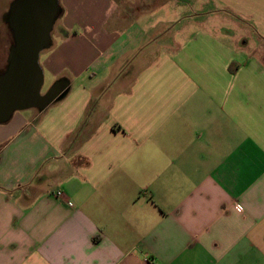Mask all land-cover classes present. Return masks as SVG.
I'll return each instance as SVG.
<instances>
[{"label": "crops", "instance_id": "obj_1", "mask_svg": "<svg viewBox=\"0 0 264 264\" xmlns=\"http://www.w3.org/2000/svg\"><path fill=\"white\" fill-rule=\"evenodd\" d=\"M58 2L65 94L0 123V264H264V0Z\"/></svg>", "mask_w": 264, "mask_h": 264}, {"label": "water", "instance_id": "obj_2", "mask_svg": "<svg viewBox=\"0 0 264 264\" xmlns=\"http://www.w3.org/2000/svg\"><path fill=\"white\" fill-rule=\"evenodd\" d=\"M60 14L58 0H13L5 16L14 42L6 68L0 72V123L16 111L46 109L65 94L63 80L42 93V51L52 45V30Z\"/></svg>", "mask_w": 264, "mask_h": 264}, {"label": "rangeland", "instance_id": "obj_3", "mask_svg": "<svg viewBox=\"0 0 264 264\" xmlns=\"http://www.w3.org/2000/svg\"><path fill=\"white\" fill-rule=\"evenodd\" d=\"M13 0H0V72L3 71L4 67L7 66L8 54L10 46L13 44V33L5 19V16L10 10V5ZM53 32L56 33L54 29ZM55 39L56 36L54 37ZM46 50V49H45ZM46 55L45 51L41 53V60L43 61ZM53 86V82L48 73H44V85L42 88V93H46Z\"/></svg>", "mask_w": 264, "mask_h": 264}, {"label": "built area", "instance_id": "obj_4", "mask_svg": "<svg viewBox=\"0 0 264 264\" xmlns=\"http://www.w3.org/2000/svg\"><path fill=\"white\" fill-rule=\"evenodd\" d=\"M59 196H61V194H60V193L58 194V197H59Z\"/></svg>", "mask_w": 264, "mask_h": 264}]
</instances>
